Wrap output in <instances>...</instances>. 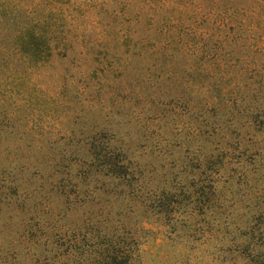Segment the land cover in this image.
Listing matches in <instances>:
<instances>
[{"label": "rangeland", "instance_id": "1", "mask_svg": "<svg viewBox=\"0 0 264 264\" xmlns=\"http://www.w3.org/2000/svg\"><path fill=\"white\" fill-rule=\"evenodd\" d=\"M144 2L0 93V264H264V10L208 1L246 23L192 76L138 41Z\"/></svg>", "mask_w": 264, "mask_h": 264}, {"label": "trees", "instance_id": "2", "mask_svg": "<svg viewBox=\"0 0 264 264\" xmlns=\"http://www.w3.org/2000/svg\"><path fill=\"white\" fill-rule=\"evenodd\" d=\"M208 1L145 0L141 6L145 7V39L139 36L138 41H145L150 56L167 63L194 60L182 69L169 64V71L198 74L196 63L216 58L218 43L233 37L228 38L246 23V19L237 20L241 12L218 10L217 4L208 5ZM253 1L257 4L253 10H264L258 0ZM116 4L117 0H0V93H12L20 78L45 69L54 53L62 50L56 56L64 57L72 39L67 25L76 21L81 25L86 15L90 14L101 28L84 38L92 35L99 44L105 43L117 15ZM259 14L253 12L250 24H259ZM138 22L136 19L133 26ZM101 252L92 253L88 264H127L124 251Z\"/></svg>", "mask_w": 264, "mask_h": 264}]
</instances>
